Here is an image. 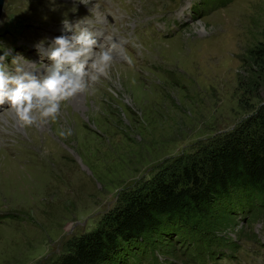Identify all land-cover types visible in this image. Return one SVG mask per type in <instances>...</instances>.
Wrapping results in <instances>:
<instances>
[{"label":"rangeland","instance_id":"obj_1","mask_svg":"<svg viewBox=\"0 0 264 264\" xmlns=\"http://www.w3.org/2000/svg\"><path fill=\"white\" fill-rule=\"evenodd\" d=\"M101 1L3 0L0 35L26 22L18 42L0 37L8 66L19 54L25 70L39 73L42 63L24 48L51 43L66 17L101 24ZM200 1L127 0L126 47L116 45L106 77L64 102L55 119L22 127L0 115V264H56L131 191L234 134L264 105V80L255 85L245 65L264 42V0L193 14ZM148 18L176 32L137 50L130 30ZM227 206L236 216L227 229L189 245L145 237L154 247L135 264H264V216ZM125 247L100 264H134Z\"/></svg>","mask_w":264,"mask_h":264},{"label":"trees","instance_id":"obj_2","mask_svg":"<svg viewBox=\"0 0 264 264\" xmlns=\"http://www.w3.org/2000/svg\"><path fill=\"white\" fill-rule=\"evenodd\" d=\"M211 1L225 7L232 0ZM248 54V73L261 84L264 42ZM227 205L247 212L255 208L264 216V105L234 134L131 191L98 227L76 238L56 264H100L122 245L134 264L140 263L154 247L141 241L153 235L199 243L231 226L236 216Z\"/></svg>","mask_w":264,"mask_h":264},{"label":"clouds","instance_id":"obj_3","mask_svg":"<svg viewBox=\"0 0 264 264\" xmlns=\"http://www.w3.org/2000/svg\"><path fill=\"white\" fill-rule=\"evenodd\" d=\"M62 24L65 31L74 34L53 38L46 48V40L36 45L45 65L42 74L25 70L26 60L19 54L12 58L15 67L9 71L5 61L10 51L0 56V106L9 105L0 113L5 120L11 116L20 126L28 127L55 119L64 102L108 75L116 47L111 38L97 44L93 32L81 26L79 20L73 24L65 18ZM45 59L50 63L45 64ZM61 135H71V131Z\"/></svg>","mask_w":264,"mask_h":264},{"label":"water","instance_id":"obj_4","mask_svg":"<svg viewBox=\"0 0 264 264\" xmlns=\"http://www.w3.org/2000/svg\"><path fill=\"white\" fill-rule=\"evenodd\" d=\"M2 5H3V0H0V10L2 8Z\"/></svg>","mask_w":264,"mask_h":264},{"label":"bare ground","instance_id":"obj_5","mask_svg":"<svg viewBox=\"0 0 264 264\" xmlns=\"http://www.w3.org/2000/svg\"><path fill=\"white\" fill-rule=\"evenodd\" d=\"M41 40V39H40Z\"/></svg>","mask_w":264,"mask_h":264}]
</instances>
